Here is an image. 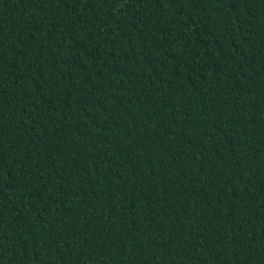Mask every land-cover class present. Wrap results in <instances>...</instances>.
<instances>
[{"label": "trees", "instance_id": "16d2710c", "mask_svg": "<svg viewBox=\"0 0 264 264\" xmlns=\"http://www.w3.org/2000/svg\"><path fill=\"white\" fill-rule=\"evenodd\" d=\"M0 264H264V0H0Z\"/></svg>", "mask_w": 264, "mask_h": 264}]
</instances>
